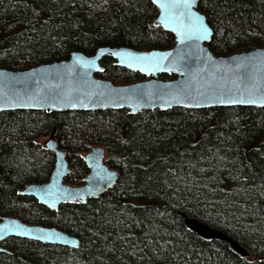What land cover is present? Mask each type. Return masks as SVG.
<instances>
[{"label":"trees","instance_id":"obj_1","mask_svg":"<svg viewBox=\"0 0 264 264\" xmlns=\"http://www.w3.org/2000/svg\"><path fill=\"white\" fill-rule=\"evenodd\" d=\"M198 7L216 54L264 46V0H199ZM158 12L152 0H0V66L28 68L101 45L169 48L175 35L155 24ZM101 63L100 75L116 83L146 77L110 56ZM54 129L68 150L71 184L89 172L85 153L107 148L119 175L104 196L50 210L20 194L29 182L49 179L54 156L40 138ZM183 213L229 233L251 255L199 237ZM4 214L56 226L80 243L9 237L0 264H264V107L0 112Z\"/></svg>","mask_w":264,"mask_h":264},{"label":"water","instance_id":"obj_2","mask_svg":"<svg viewBox=\"0 0 264 264\" xmlns=\"http://www.w3.org/2000/svg\"><path fill=\"white\" fill-rule=\"evenodd\" d=\"M198 3L199 0H196L195 10L206 17L213 35V28L205 12L199 9ZM158 8L155 24L175 35L173 46L166 49H137L127 45H101L92 53L73 50L67 58L41 62L28 68L13 69L0 66V112L127 109L131 114H138L148 109L168 110L175 107L187 109L222 106L264 107L248 104H211L199 95L228 94L227 89H231V94L239 95V90L254 85L264 87V46L231 54H216L209 45L212 35L211 39L197 42L186 40L182 45L177 33L159 21L162 9ZM102 49L106 51L100 54ZM119 49L136 54L155 52L171 55L151 57L150 62L133 61V66L129 67L127 63H121L119 57L110 54ZM199 49L204 51L201 52ZM106 56L114 58L116 65L140 72L146 77L132 82L116 83L101 76L100 73L105 69L101 61ZM208 56L212 57L211 61H207ZM78 57H84L91 63L88 65L77 63ZM152 65L156 66L152 67ZM141 68L147 70L142 71ZM162 74L169 77H162ZM69 93L70 96H66ZM33 97L35 100L32 99ZM65 99H71L77 106H69L63 102ZM8 101L15 103L9 106ZM25 104L32 106H24ZM55 130L45 141V147L54 156L49 179L29 182L20 190V194L35 197L50 210H57L61 204L67 202L85 203L90 198L104 196L114 186L119 175L118 169L110 166L106 160L107 148L101 144L92 146L84 155L85 163L89 168L84 183L71 184L66 181V176L71 171L68 150L60 145ZM109 173L112 174L110 178ZM64 189L67 191H63ZM47 192H51V196H48ZM183 216L186 226L199 237L224 241L230 250L240 257L251 255L242 243L224 230L188 213H183ZM12 222L21 225L26 234H18L20 229L11 231L4 228V225H9L10 228ZM44 236H51V239L45 240L42 238ZM9 237L26 238L72 248L78 247L80 243L77 235L56 226L29 223L17 216L4 214L0 217V252L9 251L2 244Z\"/></svg>","mask_w":264,"mask_h":264},{"label":"snow or ice","instance_id":"obj_3","mask_svg":"<svg viewBox=\"0 0 264 264\" xmlns=\"http://www.w3.org/2000/svg\"><path fill=\"white\" fill-rule=\"evenodd\" d=\"M152 3L157 4L158 7L162 9L159 16V21L163 23L166 27H171L173 31L177 33V38L183 45L185 41H201L206 39H211L212 30L206 22V17L195 10L196 0H152ZM197 47L198 44H197ZM106 50H101L100 54H103ZM203 52V49H199ZM112 56L119 57L121 63H127L129 67L133 66V61L144 62L149 61L151 57H167L171 55L170 53H141L136 54L129 52L125 49H119L117 51H112L110 53ZM212 57L208 56L207 61H211ZM77 63H82L88 65L91 61L85 59L84 57H78ZM156 65H152L155 67ZM142 71L147 70V68H141ZM102 71V69H101ZM228 94H212L204 96V94H199L203 99H206L211 104H222V105H234V104H248L256 106H264V87L260 85H254L243 90H239V95L231 94V89H227ZM66 96H70L66 94ZM35 100V97L32 98ZM66 102L71 107H76L77 105L72 103L71 99H65ZM15 101H8V105L11 106ZM24 106H32L31 104H25ZM55 106V105H53ZM199 106V104H197ZM111 173L108 174L109 178ZM60 191V189H57ZM63 191H67L64 189ZM51 196V192L46 193ZM47 202V201H46ZM54 206V205H50ZM5 229L16 231L20 229L18 234H26L23 227L15 222H12L11 227L9 225H4ZM45 240H50L51 236L42 237Z\"/></svg>","mask_w":264,"mask_h":264},{"label":"rangeland","instance_id":"obj_4","mask_svg":"<svg viewBox=\"0 0 264 264\" xmlns=\"http://www.w3.org/2000/svg\"><path fill=\"white\" fill-rule=\"evenodd\" d=\"M49 138V136H45V137H42L40 138V141L45 144V141Z\"/></svg>","mask_w":264,"mask_h":264}]
</instances>
